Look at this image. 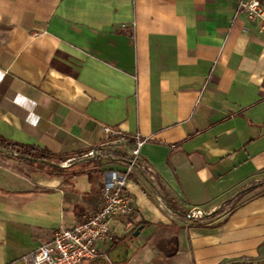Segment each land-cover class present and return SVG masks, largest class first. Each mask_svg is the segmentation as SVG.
<instances>
[{"label": "crops", "instance_id": "obj_1", "mask_svg": "<svg viewBox=\"0 0 264 264\" xmlns=\"http://www.w3.org/2000/svg\"><path fill=\"white\" fill-rule=\"evenodd\" d=\"M236 4L0 0V137L55 163L104 146L126 160L132 140L106 144L104 127L145 140L153 172L128 176L134 214L114 218L112 243L81 264L264 262V184L237 195L264 180V33ZM120 158L63 173L0 166V264L96 212ZM160 193L202 218L173 213Z\"/></svg>", "mask_w": 264, "mask_h": 264}, {"label": "built area", "instance_id": "obj_2", "mask_svg": "<svg viewBox=\"0 0 264 264\" xmlns=\"http://www.w3.org/2000/svg\"><path fill=\"white\" fill-rule=\"evenodd\" d=\"M264 0H237L234 16H243L264 33ZM104 141L116 142L125 147L129 139L133 144L124 161L122 171L109 170L101 187V203L96 212L83 216L81 222L69 229L59 228L53 232L49 243L21 257L22 264H81L84 259L97 256L100 243H112L111 226L114 218L126 220L134 214L132 199L126 192L128 176L139 169L152 178V169L140 161V150L145 140L138 134L126 135L108 127L103 128ZM101 147L94 150L97 158L107 157ZM110 159V158H109ZM121 161V160H120ZM199 209L188 213L187 218L199 220Z\"/></svg>", "mask_w": 264, "mask_h": 264}, {"label": "trees", "instance_id": "obj_3", "mask_svg": "<svg viewBox=\"0 0 264 264\" xmlns=\"http://www.w3.org/2000/svg\"><path fill=\"white\" fill-rule=\"evenodd\" d=\"M0 150H2L3 152H0V166L10 169L18 174H22L25 175V169L22 166H36V167H47L46 165L43 164H36L28 159H42V160H48V161H52V155L44 149H41L39 147L36 146H29V145H21V144H16L13 142H10L2 137H0ZM101 153L106 156H108L110 159H116V158H120V153H112V151H110L108 149L107 146L101 147ZM9 152L15 154V156L10 155ZM122 156V155H121ZM86 157H76V158H72L71 162L76 161V160H81L84 159ZM67 158H58V160L56 161L57 163H62L66 160ZM122 161H125L124 157L122 156ZM53 162V161H52ZM49 169H51L53 172H57V173H63L65 170L63 169H56V168H52L49 167ZM264 184V180H260L258 182L255 183H251L248 187L243 188L242 190H240L238 192L237 195L243 194L244 192L253 189L255 187H258L260 185ZM160 198L162 200V202L165 204V206L171 210L173 213L179 214L181 216H184L185 218H187L188 213L181 211L176 204L165 194L160 193ZM235 264H244V263H235ZM259 264H264L263 263H259Z\"/></svg>", "mask_w": 264, "mask_h": 264}, {"label": "water", "instance_id": "obj_4", "mask_svg": "<svg viewBox=\"0 0 264 264\" xmlns=\"http://www.w3.org/2000/svg\"><path fill=\"white\" fill-rule=\"evenodd\" d=\"M0 152H3V151L0 150ZM9 154L15 156V154H13L11 152H9ZM93 159H97L94 151L90 152L86 158L81 159V160H76L74 162L66 161L64 163H55V162H52V161L42 160V159H28V160H30V161H32V162H34L36 164H43V165H46V166H49V167H52V168H56V169H66L69 166L76 165V164H78V163H80L82 161L93 160ZM140 229H141V227H139L138 230H140ZM138 230L135 231L134 235L138 234Z\"/></svg>", "mask_w": 264, "mask_h": 264}, {"label": "rangeland", "instance_id": "obj_5", "mask_svg": "<svg viewBox=\"0 0 264 264\" xmlns=\"http://www.w3.org/2000/svg\"><path fill=\"white\" fill-rule=\"evenodd\" d=\"M64 162H66V161H64ZM64 162H62V163H64ZM74 162V161H73ZM24 169H25V173H27L30 169H28V167L27 166H22ZM34 168H35V166H34ZM42 169H45V170H49V167L47 166V167H42ZM75 169H78V165H76L75 166ZM53 172V171H52ZM260 181V180H259ZM251 183H255V182H251ZM251 183H249L248 184V186L251 184ZM248 186H246V187H248ZM245 187V188H246ZM251 190V189H250ZM262 190H264V188L262 189Z\"/></svg>", "mask_w": 264, "mask_h": 264}]
</instances>
